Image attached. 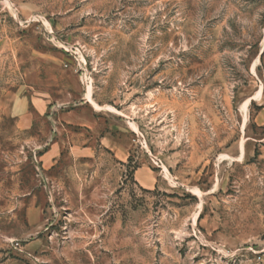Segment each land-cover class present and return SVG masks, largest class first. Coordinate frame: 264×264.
Listing matches in <instances>:
<instances>
[{"label":"rangeland","instance_id":"374dc122","mask_svg":"<svg viewBox=\"0 0 264 264\" xmlns=\"http://www.w3.org/2000/svg\"><path fill=\"white\" fill-rule=\"evenodd\" d=\"M0 264H264V0H0Z\"/></svg>","mask_w":264,"mask_h":264},{"label":"crops","instance_id":"0c3cea01","mask_svg":"<svg viewBox=\"0 0 264 264\" xmlns=\"http://www.w3.org/2000/svg\"><path fill=\"white\" fill-rule=\"evenodd\" d=\"M64 122L67 124V125H70V126H77V127H88V128H92L94 127V122L88 120L87 118H78V119H66L64 120ZM90 150L89 148H82L81 151H79L78 149V152H80L81 155H85L86 153H88Z\"/></svg>","mask_w":264,"mask_h":264}]
</instances>
